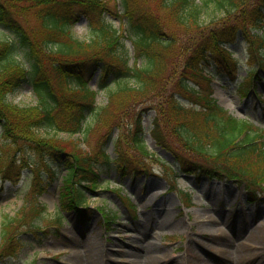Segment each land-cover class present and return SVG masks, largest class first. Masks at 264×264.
<instances>
[{
	"label": "trees",
	"instance_id": "16d2710c",
	"mask_svg": "<svg viewBox=\"0 0 264 264\" xmlns=\"http://www.w3.org/2000/svg\"><path fill=\"white\" fill-rule=\"evenodd\" d=\"M209 3L224 14L220 24L236 11L242 12L243 18L252 17L246 20L247 26L243 21L238 27L240 37L252 39V46L258 43L257 49L252 48L255 54L264 48V40L249 33L262 27L264 0H119L116 15L121 14L129 27L132 64L118 50L122 34L105 20L108 9L103 0H0V28L13 36L12 40L0 39L1 136L18 148L25 145L39 157L41 169L38 164L30 166L33 190H44L43 184L36 182L42 179V168L51 179L58 171L62 173L60 219L68 210L86 217L84 193L101 185V173L112 163L122 174L137 173L125 157V137L118 133L113 138L112 131L122 128L121 118L132 105L150 98L157 101L152 135L163 140L161 130L167 129L186 151L199 157L180 172L230 179L247 191L264 194V130L230 115L210 96L208 86L202 88L200 83L199 78L210 81L202 74L201 63L226 66L231 55L226 45L234 40L228 41L217 28L206 36L200 33L201 11ZM142 4L151 5L144 8ZM249 5H253L251 15L246 12ZM81 17L88 20V42L71 34V27ZM225 25L229 34V25ZM184 33L193 34L182 39ZM18 50L21 59L16 57ZM258 65L259 69L247 71L242 82L248 77L260 78L259 71L264 72L260 56ZM97 72L98 87H108L107 102L101 107L96 106V91L89 88ZM25 83L31 86L35 104L9 102L8 95ZM92 114L94 119L88 123ZM45 128L83 138L43 136L40 131ZM141 129L139 115L127 140L146 157L149 154ZM100 130L103 133L94 151L81 146L90 131ZM109 142L116 152L114 160L105 150ZM169 169L175 177V170ZM96 209L106 217L101 207ZM126 209L132 215L133 205ZM24 219L15 215L3 220L0 258L12 256L16 235L21 233L16 229Z\"/></svg>",
	"mask_w": 264,
	"mask_h": 264
},
{
	"label": "rangeland",
	"instance_id": "374dc122",
	"mask_svg": "<svg viewBox=\"0 0 264 264\" xmlns=\"http://www.w3.org/2000/svg\"><path fill=\"white\" fill-rule=\"evenodd\" d=\"M103 1L108 9L105 20L123 33L122 48L118 50L132 64L134 52L129 27L121 14L116 15L119 0ZM149 6L142 4L144 8ZM251 6L246 9L248 15L252 13ZM201 12L202 35L217 28L228 41L234 38L226 45L231 53L226 66L201 63L202 74L211 80L199 78L202 88L208 86L212 98L234 117L252 121L264 130V78L254 80L255 94L260 101L250 92L242 94L249 83L248 78L243 82L241 79L248 70L257 68L259 56L264 59V48L258 51L256 59L252 48L257 49L258 43L252 46V39L240 37L238 27L243 21L247 26L246 20L252 17L243 18L244 14L236 11L220 24L224 14L213 4L203 6ZM225 23L231 30L229 34L225 32ZM89 29L88 20L81 17L71 27V34L81 42H88ZM249 33L264 40V21L261 29H250ZM191 34L184 33L181 38ZM12 38L0 28V39ZM17 52L16 57L21 59V51ZM98 82L96 73L89 88L96 91V106L101 107L107 102L108 87L100 88ZM188 84L195 86L192 81ZM7 99L19 106L36 102L28 83ZM156 104L155 98L136 102L125 118H121L122 128L112 131L114 136L121 133L125 137L122 144L125 157L138 169L137 173L121 174L111 165L103 170L101 185L84 193L88 209L104 208L105 221L100 214L88 209L84 219L68 210L63 212L64 218L57 221L61 214L58 189L62 173L58 171L51 179L42 168V179L36 182L42 183L44 190H33L30 166L38 164L41 169L39 157L25 145L20 148L11 145L0 131V240L6 217L25 218L16 229L21 233L16 235L12 256L1 257L0 264H131L138 245L146 242L151 243V251L148 258H142L138 264H264V195H258L255 190L247 193L242 185L224 179L209 180L180 172L179 169L191 162L199 161V157L186 151L167 129L161 130L163 140L158 141L152 135ZM138 114L142 123L141 140L151 156L139 154L127 140ZM94 116H89L88 123ZM102 133L103 130L90 131L83 144L87 150L96 149ZM40 134L65 140L82 139L80 135L56 134L47 128L41 129ZM106 149L110 157L115 158L111 143ZM169 168L175 170V177L171 176ZM131 203L134 205L132 216L125 208ZM145 218L152 221L146 226V233L137 229ZM157 223L162 227L156 226Z\"/></svg>",
	"mask_w": 264,
	"mask_h": 264
},
{
	"label": "bare ground",
	"instance_id": "6f19581e",
	"mask_svg": "<svg viewBox=\"0 0 264 264\" xmlns=\"http://www.w3.org/2000/svg\"><path fill=\"white\" fill-rule=\"evenodd\" d=\"M152 224V221L150 218H145V220L137 226L138 230H143L145 233L147 231L146 226H149ZM156 226L162 227L160 224L157 223ZM141 233V232H140ZM204 233V232H201ZM143 242V241H142ZM151 251V243H141L138 245V252H136L133 255V260L131 264H138V261L141 260L142 258H148L149 252Z\"/></svg>",
	"mask_w": 264,
	"mask_h": 264
}]
</instances>
